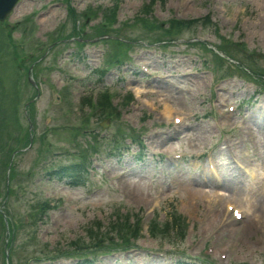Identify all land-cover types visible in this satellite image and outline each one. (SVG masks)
<instances>
[{"label":"rangeland","instance_id":"1","mask_svg":"<svg viewBox=\"0 0 264 264\" xmlns=\"http://www.w3.org/2000/svg\"><path fill=\"white\" fill-rule=\"evenodd\" d=\"M146 4L19 0L0 23L9 43L0 36V143L13 147L14 138L28 140L34 128L30 147L13 155L4 173L0 166V202L19 221L11 264H76L44 256L73 242L90 244L88 228L106 234L118 216L141 225L134 249L103 248L94 264H264V184L250 194L237 190L247 181L246 161L264 166V0H155L146 22L133 24ZM111 10L114 22L104 24ZM149 15L162 28L170 19L202 24L163 34L150 28ZM104 89L118 117L79 105L81 96ZM165 107L182 118L179 125L164 116ZM243 118L250 143L239 126ZM110 137H124L125 150L111 151ZM227 139L229 150L221 145ZM181 153L179 160L167 159ZM206 159L218 165L222 186L214 185ZM82 160L81 185L46 174L51 166ZM214 196L225 198L216 209ZM228 201L240 209L239 221L222 209ZM250 215L261 224L250 226ZM172 216L181 236L175 228L171 237L148 235L150 218L161 228ZM5 228L3 221L2 241ZM2 247L0 241V264H6Z\"/></svg>","mask_w":264,"mask_h":264},{"label":"trees","instance_id":"2","mask_svg":"<svg viewBox=\"0 0 264 264\" xmlns=\"http://www.w3.org/2000/svg\"><path fill=\"white\" fill-rule=\"evenodd\" d=\"M153 0H150V2H152ZM149 7V5H142L140 10H139V14H136L133 17L132 23L136 24V23H144L146 22V14H149V10L147 9ZM114 13L111 10L109 13L104 14V24L107 23H111L114 21ZM150 17V21H152L150 28H152L153 30H155L156 28H160L162 30L163 34H168L170 32V30L172 29H184V28H188L190 27L191 22L190 21H181V20H170L169 24L167 25V28H162L160 27V24L153 19V17L151 15H149ZM205 22H209L208 18H204ZM193 22V21H192ZM103 24L100 26L103 28ZM0 36L4 37L6 45L9 44L8 43V34L7 32L2 35L1 34V28H0ZM1 41V39H0ZM115 42L117 43H123L126 45V43H128V41L125 40H121V39H116ZM2 44H4V42L2 41ZM16 55V54H15ZM214 57L216 58V60L218 62L220 61V57L217 56L216 54H213ZM97 101L95 102L94 105H92V107L95 108V112L97 114H100L102 117H107V116H114L117 117L116 111H115V107L111 105L110 103V95L108 94V92L104 89L102 92H100L97 95ZM84 105H88L90 106V102H89V97L88 95L83 96L82 100H81ZM94 138V136H93ZM15 142L17 143V145H14L13 147L10 145H7L5 143H0V166L2 167L1 172L4 173L5 172V168L7 166L8 163V159L10 154L13 152V150L18 149V147H24L27 140L25 137L23 138H19V141H17V137L14 138ZM114 147L117 145V142L114 140ZM50 173V172H49ZM54 174L59 177V178H66L68 181V184L70 185H79L83 182V175H84V171L82 168V164H77V163H69L67 165L64 166H59L56 170V172H54ZM13 174L10 175V177H12ZM5 191L7 192H11L12 189H6ZM0 223L3 224V219H2V215L0 213ZM176 226V227H175ZM18 226L14 225L13 223H8V229L11 232V235L9 234L8 236V242H7V248L8 250L11 251V243L14 240L13 238L15 237V230ZM130 227V228H129ZM160 226L157 225V223H152L150 225V229L149 232L152 236H156L157 234H160L161 236H168L169 235V231L172 230V227H175L177 230H179L177 233H181L182 235V228L180 227V222L177 219V216H172L170 218V220L168 222H165V224L161 225V228H159ZM137 226H130L127 223V216L125 217H115L112 221V224L109 225V229L108 232L106 234H102L101 232H97V233H92V230H90L88 228L87 232L88 234L92 237L93 241L89 244V245H84L78 248V245H76L77 247H74L71 249V252H68L66 249L64 250H57V253L59 255L54 254L55 256L53 257H49V258H53L55 259L56 256H73V258H75L76 260V264H93V262H91L92 257L94 255L95 252H99V251H103V248H107V249H112V248H125L129 246V237L134 238L137 235L138 232ZM112 232L114 233V235L116 236V239L113 240V236L109 235V233ZM1 244H2V237L0 238ZM117 241H119L118 244ZM110 245H113L112 247ZM83 249L88 250V251H82ZM77 251L78 253L76 254ZM3 254V251H2ZM73 254V255H70ZM88 256V257H87Z\"/></svg>","mask_w":264,"mask_h":264},{"label":"bare ground","instance_id":"3","mask_svg":"<svg viewBox=\"0 0 264 264\" xmlns=\"http://www.w3.org/2000/svg\"><path fill=\"white\" fill-rule=\"evenodd\" d=\"M137 90V89H136ZM138 92V91H137ZM255 164V163H254ZM262 180H264V178H261ZM247 182V181H246ZM264 184V183H263ZM230 187V186H229ZM240 187V186H239ZM263 187V186H262ZM237 188L236 187H234L232 190H235V191H237L238 190V192H239V190H241V187L240 188H238L237 190H236ZM232 190H231V192H232ZM247 190H249L248 192H247V194H250L252 191H261L262 190V188H260L259 187V185L257 184V182H255L253 185H251V188H247ZM195 191V190H194ZM198 193H199V191H198ZM220 193V192H219ZM222 193V192H221ZM237 193V192H236ZM216 194V193H215ZM223 194V193H222ZM231 193H229V195H230ZM240 194H242V193H240ZM239 194H237V196H238ZM198 195H196V197H197ZM219 196V195H218ZM217 196V199H220V200H223V202H224V200H225V198L222 196V198L221 197H218ZM233 196V195H232ZM247 196V195H246ZM230 197V196H229ZM227 198V197H226ZM246 198V197H245ZM237 199H238V197H237ZM231 200V199H230ZM244 200V199H243ZM233 202H234V199H233ZM233 202H231V201H228V204H235V203H233ZM236 202V201H235ZM241 202H242V200H241ZM221 204V203H220ZM241 206V205H240ZM242 208H246L245 206L244 207H242ZM254 209L255 210V207H254V205H252L251 207H250V210L251 209ZM225 215V214H224ZM253 217V215H250V218H252ZM221 221V220H220ZM261 224V221H260V218H252V220H250V226H254V225H256V224ZM227 224V223H226Z\"/></svg>","mask_w":264,"mask_h":264},{"label":"water","instance_id":"4","mask_svg":"<svg viewBox=\"0 0 264 264\" xmlns=\"http://www.w3.org/2000/svg\"><path fill=\"white\" fill-rule=\"evenodd\" d=\"M16 0H0V21H2L13 8Z\"/></svg>","mask_w":264,"mask_h":264},{"label":"snow or ice","instance_id":"5","mask_svg":"<svg viewBox=\"0 0 264 264\" xmlns=\"http://www.w3.org/2000/svg\"><path fill=\"white\" fill-rule=\"evenodd\" d=\"M237 215H239V213H237Z\"/></svg>","mask_w":264,"mask_h":264}]
</instances>
